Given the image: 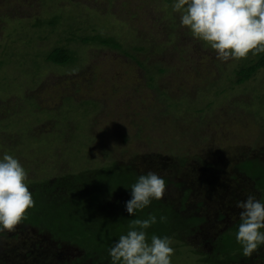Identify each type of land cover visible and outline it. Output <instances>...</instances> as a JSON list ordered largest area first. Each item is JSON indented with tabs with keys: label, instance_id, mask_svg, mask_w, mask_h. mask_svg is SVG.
I'll use <instances>...</instances> for the list:
<instances>
[{
	"label": "rangeland",
	"instance_id": "1",
	"mask_svg": "<svg viewBox=\"0 0 264 264\" xmlns=\"http://www.w3.org/2000/svg\"><path fill=\"white\" fill-rule=\"evenodd\" d=\"M172 2L0 0V156L19 160L30 192L115 164L159 174L166 191L158 201L199 220L189 236L171 240L172 264H198L212 257L211 239L239 220L236 203L259 200L236 168L245 159L264 166V69L238 84L256 55L217 60L180 27ZM96 36L121 48L82 41ZM57 47L75 62H45ZM56 256L58 264L96 263L80 245L23 220L0 232V264ZM252 256L248 264H264V247Z\"/></svg>",
	"mask_w": 264,
	"mask_h": 264
},
{
	"label": "clouds",
	"instance_id": "2",
	"mask_svg": "<svg viewBox=\"0 0 264 264\" xmlns=\"http://www.w3.org/2000/svg\"><path fill=\"white\" fill-rule=\"evenodd\" d=\"M172 11L179 14L180 27L206 44L221 62L264 53V0H173ZM27 176L16 157L7 153L0 156V232L14 230L34 206L25 183ZM127 189L130 199L125 202V211L134 216L164 196L166 182L159 174L148 171ZM236 207L240 209V223L235 240L241 254L251 257L264 247V202L248 195ZM165 221L161 215L159 222ZM157 222L154 214L131 220L126 234L108 249L110 264H172L170 238L153 234L148 239L147 230Z\"/></svg>",
	"mask_w": 264,
	"mask_h": 264
},
{
	"label": "trees",
	"instance_id": "3",
	"mask_svg": "<svg viewBox=\"0 0 264 264\" xmlns=\"http://www.w3.org/2000/svg\"><path fill=\"white\" fill-rule=\"evenodd\" d=\"M55 20L57 21V18ZM55 24V21L51 23V25ZM82 41L85 44L92 42L115 49L121 48L113 38L96 36ZM45 62L62 67L73 64L75 56L65 47H57L47 53ZM246 62L248 67L239 69L238 84L251 80L264 69V53ZM236 172L240 177L254 183L256 191L260 193L259 200L264 202V166L258 161L245 159L239 161ZM137 177L138 175L130 167H120L116 164L97 171H83L76 176H64L31 192L34 206L30 208L31 211L25 213L22 220L40 230L46 228L55 241L80 245L92 259L96 258V263H100L98 262L100 260L110 261L108 249L120 235L126 234L129 222L137 218H146L149 214L156 215L158 221L155 224L156 228L161 227L162 230L157 233L153 228L148 229V237L153 234L160 237L167 236L173 242L179 237L189 236L199 220L181 219L176 211L165 208L160 201L154 200L142 212H137L134 216L128 215L125 211V202L130 199V189L127 188L135 183ZM233 179L236 181V176H233ZM114 197L119 201L112 209L109 203ZM161 215L166 217L163 223L159 222ZM239 223L238 220L227 232L212 238L209 242L212 245L210 253L212 257L207 260L202 259L198 264H244L245 262L248 264L249 259L254 263V257H244L240 246L236 243L235 233ZM93 263L96 264L94 261Z\"/></svg>",
	"mask_w": 264,
	"mask_h": 264
},
{
	"label": "flooded vegetation",
	"instance_id": "4",
	"mask_svg": "<svg viewBox=\"0 0 264 264\" xmlns=\"http://www.w3.org/2000/svg\"><path fill=\"white\" fill-rule=\"evenodd\" d=\"M228 217H230V216H228ZM60 257H51V259H50V261L48 262H44V264H48V263H50L51 262V264H58L60 261H61V258L59 259ZM57 259H59L56 263H53V261L54 260H57ZM39 264H41V263H39Z\"/></svg>",
	"mask_w": 264,
	"mask_h": 264
}]
</instances>
